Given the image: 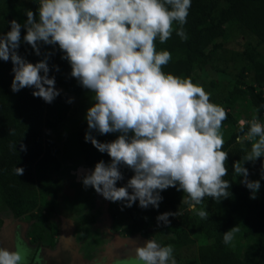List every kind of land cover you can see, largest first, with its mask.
Returning a JSON list of instances; mask_svg holds the SVG:
<instances>
[{
	"label": "clouds",
	"instance_id": "obj_1",
	"mask_svg": "<svg viewBox=\"0 0 264 264\" xmlns=\"http://www.w3.org/2000/svg\"><path fill=\"white\" fill-rule=\"evenodd\" d=\"M191 2L39 0L38 17L29 9L23 25L14 19L10 30L0 34V60H10L13 65V92L32 88V95L46 103L60 95L55 77L49 75L51 53L35 63L19 54L23 28V42L37 56L41 55V45L58 46L61 58L71 66V76L94 93V103L85 114V141L107 153L110 162L98 161L83 176L86 188L91 186L104 199L123 202L127 207L138 201L144 209H158L161 193L176 188L187 194L185 202L190 209L207 219L206 205L200 209L197 206L206 197L220 202L231 195V182L225 179L228 152L223 150L222 132L227 112L212 102L202 85L163 71L171 53L158 51L156 46L157 41L166 43L174 31L182 40L187 39L183 26ZM239 124L243 133L244 122ZM92 131L119 135L101 142ZM245 138L251 142V149L233 162V174L243 178L241 183L255 199L260 181L250 180L244 165L264 157V123L254 117L248 122ZM21 150H26L23 144ZM121 166L134 174L118 187L117 182L124 179ZM16 172L23 175L24 169L17 167ZM174 215L160 213L158 225H169V217ZM237 232V226L224 232V243L231 244ZM134 255L136 264H176L172 245H161L153 239L137 246ZM27 256L26 249L0 247V264H26Z\"/></svg>",
	"mask_w": 264,
	"mask_h": 264
},
{
	"label": "trees",
	"instance_id": "obj_2",
	"mask_svg": "<svg viewBox=\"0 0 264 264\" xmlns=\"http://www.w3.org/2000/svg\"><path fill=\"white\" fill-rule=\"evenodd\" d=\"M17 5L20 9L14 14ZM38 7L39 0H0V34L10 30V21L14 19L23 25L29 9L37 12L38 17ZM183 30L187 34L186 40L174 31L166 43L156 42L158 51L168 50L172 57L163 71L191 78L197 83L199 70L225 72L227 65L220 66L222 70L216 68L221 60H228L229 56H225L228 50L230 55L235 53V57H240L243 62L240 75L227 97L221 100L211 95L212 102L227 112L223 127L229 132L224 138L223 150L228 152V176L225 179L231 182L230 197L220 202L206 197L197 208L206 205L207 219H201L190 209L185 202L188 199L186 193L172 187L161 193L163 200L158 209L141 208L138 201L131 207L111 201L106 206L104 198L98 196L94 188H86L82 180L70 172L78 167L91 171L100 160L110 162L107 153H101L90 141H85L86 119L76 131L78 159L72 163L67 162L68 159L62 161L56 135L49 130L58 128L68 118L71 108L68 96L60 92L52 103H46L32 95V88L13 92V65L10 60H0V212H9L15 217L30 214L31 218L42 216L44 211L65 212L68 217H77L76 220L81 221L79 233L85 239V249L92 250L98 245L101 233L100 215H105L109 206V211L114 210L119 219L128 222L129 230L139 231L143 236H150L158 226L159 232L171 228V235L161 240V245H172L176 264H264V189L252 199L251 191L241 183L243 178L233 174V162L241 160L251 149V142L245 138L250 121L244 122L242 133L237 117L229 108L234 101H248L255 109L254 117L264 122V55L260 51L264 46V0H192ZM24 31L22 28L18 49L22 57L35 63L46 53H51L49 75L55 77L56 84L74 95L91 94L71 76V66L61 58L58 46L41 45V55L37 56L32 47L23 42ZM235 31L248 33L250 40L230 48ZM92 135L101 142H109L119 134L100 135L92 131ZM21 144L26 150H21ZM257 161L245 162L250 180L260 167ZM17 167L24 169L23 175H17ZM120 171L124 179L117 182L118 187L125 185L134 174L124 166ZM67 190H73V194L69 195ZM34 211L37 214H33ZM164 212L175 215L169 217V225L162 222L158 225L157 216ZM234 226L239 232L232 243L226 245L224 232ZM191 246L196 248L189 252Z\"/></svg>",
	"mask_w": 264,
	"mask_h": 264
},
{
	"label": "flooded vegetation",
	"instance_id": "obj_3",
	"mask_svg": "<svg viewBox=\"0 0 264 264\" xmlns=\"http://www.w3.org/2000/svg\"><path fill=\"white\" fill-rule=\"evenodd\" d=\"M33 214H37V211ZM54 214L57 219L60 216L61 222L53 226L54 230L45 231L40 228L38 231H30V224L35 220L30 214L15 217L9 212H0V247L9 250H16L17 247L26 249V264H95L94 261H98L97 264H110V261L116 264V260L122 263L128 261L129 264L135 262V249L142 244L141 238L145 237L139 231H128V236L124 234L118 238L114 236L107 211L105 215H100L101 233L98 245L92 250L85 249V239L79 233L81 221L75 217ZM133 237H139L141 242Z\"/></svg>",
	"mask_w": 264,
	"mask_h": 264
},
{
	"label": "rangeland",
	"instance_id": "obj_4",
	"mask_svg": "<svg viewBox=\"0 0 264 264\" xmlns=\"http://www.w3.org/2000/svg\"><path fill=\"white\" fill-rule=\"evenodd\" d=\"M30 5V4H29ZM27 5V7L29 6ZM23 7V6H21ZM20 9V6L17 5L14 8V14ZM236 33H232V42L229 47L230 48H236L239 46H242L243 40H250V35L246 32H238L235 31ZM260 51L264 55V46L260 47ZM228 53L225 56H229L228 60L225 61V59L221 60L218 62V67L216 69H221L220 66L225 67L227 65L225 72H220V70L213 71L211 69L209 70H199L197 71L198 75L200 76L198 79V82L196 84L202 85L204 89L209 92L211 95L216 96L217 98L224 100L225 97H227L230 88L232 85L235 83V80L239 77V68L242 65V60L240 57L237 58L235 57V53H229V50L227 51ZM224 58V57H222ZM222 70V69H221ZM246 80H248V77H246ZM55 87L60 90V92H64L67 96L68 99L71 101V108L70 111L68 112V118L64 121V123L59 126L56 129L49 130L52 134L56 135L57 141L60 145L61 152H60V157L62 161L66 162H75V160L78 159V145H77V138H76V131L82 123L83 119H85V114L87 109L94 103L93 98L94 95L88 94L87 92L82 93L81 95H74L72 93H68L67 91H64L62 87L58 86L55 83ZM223 102V101H222ZM224 103V102H223ZM229 108L234 112V116L237 117V123L247 122L251 121L254 118V113L255 109L248 103V101L245 100H238L234 101L231 103ZM228 108V109H229ZM256 118V117H255ZM238 123V124H239ZM264 123V122H262ZM44 129V127H42ZM223 132V138L226 137L227 133L229 132L227 130V127L222 128ZM260 159V160H259ZM258 159V164H259V169L257 168V173L253 175V180H259L260 181V188L258 190V194L262 193V190L264 189V157H261ZM70 172H74L75 176L77 179L83 178L86 174L90 172V170L83 169L81 167H78L75 170H71ZM69 195L73 194V190H67ZM102 196V195H101ZM103 197V196H102ZM106 206L108 205L109 200L104 199ZM107 213L109 216V223H110V228H111V233H113L114 236H123L126 234L129 230L130 226H128V222L117 216V213L114 210L109 211V206L107 207ZM65 213V212H64ZM64 213H59L61 216H66ZM139 213H136L138 215ZM67 217V216H66ZM35 220L33 223L30 224V231H38L40 228L42 230H49L52 229L54 230L53 226L56 224H61L59 222L60 216L56 217L54 213L51 212H46L42 214V216H35ZM77 218V217H75ZM9 222L6 223L8 225ZM6 230L7 228H2ZM120 230V231H119ZM160 227L158 226V229L156 228L153 233L150 235L149 238H141L143 239L142 244L147 241L148 239H153L156 240L158 243H162L161 240L167 239L171 235V228L163 229L161 232H159ZM138 232V231H137ZM126 236H128L126 234ZM134 239H139V237H133ZM71 240V239H70ZM71 242H73L71 240ZM141 242V240H140ZM197 244V241H195ZM141 244V245H142ZM195 246H191L190 250L194 249ZM196 248V247H195ZM187 252V251H186ZM133 264H136L133 262Z\"/></svg>",
	"mask_w": 264,
	"mask_h": 264
},
{
	"label": "water",
	"instance_id": "obj_5",
	"mask_svg": "<svg viewBox=\"0 0 264 264\" xmlns=\"http://www.w3.org/2000/svg\"><path fill=\"white\" fill-rule=\"evenodd\" d=\"M97 262H98V261H94L95 264H97ZM111 262H112V261H110V264H115V262H112V263H111ZM116 264H129V263H128V261L122 263L121 260H116Z\"/></svg>",
	"mask_w": 264,
	"mask_h": 264
}]
</instances>
